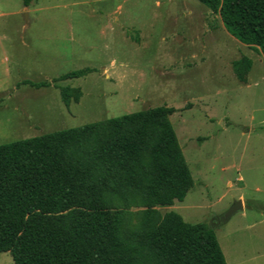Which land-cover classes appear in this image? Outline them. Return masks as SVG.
Here are the masks:
<instances>
[{
	"label": "rangeland",
	"instance_id": "rangeland-1",
	"mask_svg": "<svg viewBox=\"0 0 264 264\" xmlns=\"http://www.w3.org/2000/svg\"><path fill=\"white\" fill-rule=\"evenodd\" d=\"M160 106L193 185L158 212L211 227L226 264H264V56L197 0H0V144Z\"/></svg>",
	"mask_w": 264,
	"mask_h": 264
},
{
	"label": "trees",
	"instance_id": "trees-1",
	"mask_svg": "<svg viewBox=\"0 0 264 264\" xmlns=\"http://www.w3.org/2000/svg\"><path fill=\"white\" fill-rule=\"evenodd\" d=\"M197 1L264 56V0ZM70 92H63L66 104ZM166 111L160 106L0 144V252L14 264H226L211 227L156 208L183 201L193 185ZM132 207L141 209L140 219L126 229Z\"/></svg>",
	"mask_w": 264,
	"mask_h": 264
},
{
	"label": "water",
	"instance_id": "water-1",
	"mask_svg": "<svg viewBox=\"0 0 264 264\" xmlns=\"http://www.w3.org/2000/svg\"><path fill=\"white\" fill-rule=\"evenodd\" d=\"M239 210H242V203L237 201L223 214L221 220L226 221L232 214Z\"/></svg>",
	"mask_w": 264,
	"mask_h": 264
}]
</instances>
